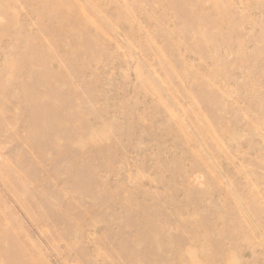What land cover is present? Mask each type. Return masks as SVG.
I'll use <instances>...</instances> for the list:
<instances>
[{
    "label": "rangeland",
    "instance_id": "1",
    "mask_svg": "<svg viewBox=\"0 0 264 264\" xmlns=\"http://www.w3.org/2000/svg\"><path fill=\"white\" fill-rule=\"evenodd\" d=\"M0 264H264V0H0Z\"/></svg>",
    "mask_w": 264,
    "mask_h": 264
}]
</instances>
